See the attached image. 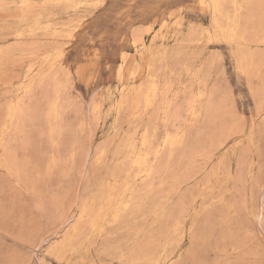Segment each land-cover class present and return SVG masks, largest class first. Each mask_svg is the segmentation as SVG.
<instances>
[{"label": "rangeland", "instance_id": "rangeland-1", "mask_svg": "<svg viewBox=\"0 0 264 264\" xmlns=\"http://www.w3.org/2000/svg\"><path fill=\"white\" fill-rule=\"evenodd\" d=\"M164 1L93 0L51 17L56 32H0V264H264V0L246 1L235 41L208 0ZM18 15L1 6L0 28L23 29ZM136 39L166 53L145 51L141 74ZM124 180L137 192L116 217ZM90 201L99 218L80 221Z\"/></svg>", "mask_w": 264, "mask_h": 264}, {"label": "bare ground", "instance_id": "bare-ground-1", "mask_svg": "<svg viewBox=\"0 0 264 264\" xmlns=\"http://www.w3.org/2000/svg\"><path fill=\"white\" fill-rule=\"evenodd\" d=\"M92 1L93 0H0V7L1 6H6L7 11H13V10H15V11L17 10L18 11L19 15L16 18L21 19L22 25L24 26L23 29H20V28H17V27H12V25L10 23V19L11 18L6 17L5 26L3 28H0V32L5 30V31H8L10 33L11 32L14 33V35H16V36H21L22 34H24L23 30L34 31V30H48V29H50V30H53V32H56V31H54V28H52V25H50V23H49V19L51 17L59 14V12L65 11L68 8H76V7H79V6H86V5L90 4V2H92ZM222 1L223 0H208L207 1V7L212 13L214 22H215L216 27H217V31L219 29V31L221 33H224V32L227 33L226 39L228 41H235L236 39L243 40L238 29H239V25H240V11L244 7V5H245L247 0H231L233 2V6H234V12H233L232 20H231V26L232 27H230L229 29H227L224 26V24H223V17H226V16L228 17V15L223 13ZM133 7H134V5H133ZM154 13H155V11H154ZM149 16H151V15H149ZM126 31H128V30H126ZM131 32H132V30H131ZM142 38H143V36H142ZM135 41L136 42L140 41V54H141V56H140V74H141V72L144 70L143 62H145V60H146V55H145L144 52L147 51V50L145 49L144 41H142L141 39L140 40L136 39ZM0 55H1V51H0ZM147 55H148L147 59L154 60V59L157 58V59L161 60L166 55V53H165V51H162V50H148L147 51ZM59 59L60 58H58V60ZM92 68H94V67H92ZM112 71H113V69H112ZM136 74H137L136 70L130 69L129 70V78H130V80H134L135 77H136ZM119 79L121 80V74H119ZM138 79H139V77H138ZM141 82L142 81H141V77H140V83ZM132 83H134V82H132ZM121 86H122V88L120 89L119 97H118L119 100L117 101V104H116L118 110H121L122 108H124V106L126 105L128 99H129V95L133 91L132 88H129V84L127 82H125V83L122 82ZM141 87L142 88H140V89H143V91L146 94V95H144V98H145L144 106L154 105V102L156 100V95H157V89H158V83H157V80H156V75L153 72H151V71L147 72L145 74L143 83H141ZM199 96H201V93L197 94V97H199ZM13 114H14V109H12L10 111V113H9L10 117H12ZM181 142H182V135H179L178 132H175L174 135H169L168 134V135H166V137L164 139V143L169 147L168 150H169V154L170 155L173 153V151L175 152V148L179 144H181ZM145 143H146V141L144 139L143 142H142V145L144 146ZM148 154H149V151H147V150H144V152H142V153H135L136 158L134 159V163L139 168H141V170H143V172L145 173L146 177L152 176V174L156 171V168L153 165H150V164L147 163L148 162ZM156 155H157V152H156ZM127 183H128V181L124 180L123 183H122V187H120L118 189H113L111 195H109V197L106 200V202L108 204L110 203V206L116 211V214H115L116 217H118L120 212L125 210L131 204V202H132V200L135 197L136 192H137V190L134 188V186L128 185ZM100 196H101V194H100ZM84 201H85V199H84ZM80 204H82V202H80ZM93 204H94V201H90L87 205L85 204L82 207L81 214L79 212V214H80L79 220L80 221L83 220V218L85 216H87V215L90 216V220L92 222L96 221L99 218V215L95 216L96 214L94 213ZM259 212H260V210H259ZM259 216L261 217V220L264 221V211H261L259 213ZM260 230H261V228H260ZM79 250H80V248H79ZM59 254L60 253L58 252V256H59ZM94 254H96V253H94ZM64 255H65V253H64ZM69 258H71V257H69ZM161 263H162V260H161Z\"/></svg>", "mask_w": 264, "mask_h": 264}]
</instances>
